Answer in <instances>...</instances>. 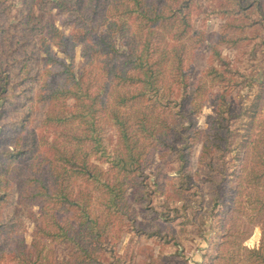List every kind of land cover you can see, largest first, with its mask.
Masks as SVG:
<instances>
[{
	"label": "trees",
	"instance_id": "1",
	"mask_svg": "<svg viewBox=\"0 0 264 264\" xmlns=\"http://www.w3.org/2000/svg\"><path fill=\"white\" fill-rule=\"evenodd\" d=\"M203 1L216 2L211 6L209 16L216 15L228 23L231 20L243 23L251 20V24L242 26L245 30L239 41H251L253 47L264 48L263 37L249 32L255 26L264 29L263 0H153L147 6L143 0H119L118 3L117 0H32L26 22L21 24L24 35L26 32L42 35L46 31L45 35L70 58L74 57L75 46L82 43L84 57L93 54L108 57L101 68L109 78L97 85V79L85 77L83 73L75 77L64 62L48 52L45 43L48 38L45 35L40 38L43 40L40 45L46 46L49 60L64 67L58 75L65 76L68 84L56 85L41 99L46 107L37 128L30 133L29 148L23 149L16 144L12 150L0 152V263L9 257V264H135L148 240L161 247L163 241L179 244L177 236L168 232L165 222L179 221L181 226L196 223L195 218L203 209L204 196L193 200L199 191L191 174L185 172V164L191 138L204 133L194 125L203 104L195 103L198 92L189 88V69L184 67L185 50L178 49L181 42L169 44L159 53L152 38L159 35L157 28H169L170 34L176 33L172 36L175 42L181 41L185 35L189 41L195 40L197 35L203 40V32H192L191 24L193 11L199 10V14ZM115 5L118 7L115 15L121 22L118 18L111 20V29L119 31L120 39L123 40L130 18L147 20L146 25H152H147L149 28L145 32L139 31L137 36L145 42L140 44L135 39L133 45H128L127 55L120 53L113 39L107 36L93 40L95 48L88 46L89 39L97 38L98 29L108 22V12ZM35 8L40 13L35 14ZM53 10L69 13L73 22L69 35L55 26ZM0 29L13 34L11 25ZM28 42L24 40L22 43ZM32 44V53H38L36 42L32 41ZM181 46L185 48L186 44ZM119 56L123 58L121 67L112 63L116 57L118 61ZM37 59L40 60L39 55ZM222 63L227 72L221 73L215 66L209 71L210 76H222V92L213 102L214 115L208 118L202 160L211 154L209 143L215 136L222 137L223 151H227L238 134L236 119L240 114L230 100L237 87L241 83L252 85L257 82L262 92L255 106L247 112L250 136L242 142V172L237 174L234 184L225 174L231 163L225 167L226 161L222 159L225 168L217 181V189L211 197L213 205L210 206V209L221 211V240L207 251L202 264H264V239L259 248L250 249L239 244L237 252L231 254L230 251L237 214L246 208L242 201L244 194L254 205L247 222L264 218V72L249 74L229 63L224 56ZM39 76V73L35 75V81H39ZM256 77L260 79L255 80ZM95 86L97 89L93 90ZM106 94H114L112 104ZM11 103L18 106L20 102L11 100ZM167 113L174 118L166 116ZM29 116V112L19 113L11 123L13 131L17 127L26 128ZM106 116L107 120L104 119ZM183 118L188 120L187 125ZM113 129L117 142L109 146L105 133ZM18 134L16 132V138H12L25 142ZM177 143L180 146H176ZM161 147L176 152L182 166L171 179L175 192L165 201L157 195L158 210L152 206L150 196L147 199L142 195L141 189L136 191L133 200L127 196V190L147 185L149 177H145L143 184L137 181V177L144 175V168L152 163L154 151ZM93 155L109 167L102 169L96 165L91 161ZM24 158H29L28 170L21 176L20 163ZM14 165L16 167L11 168ZM13 172L15 175L11 178ZM257 184L262 189L249 191L250 185ZM176 194L181 200L174 199ZM34 203L40 207L41 220L36 223L33 241L29 245L21 208H24L22 204L31 207ZM135 204L146 205V209L153 212L148 224L142 225L138 220L132 206ZM61 212L67 217L59 216ZM247 222L238 230V236L245 233ZM127 234L134 250L128 247L121 254L118 244ZM42 239L66 247L68 253L62 261L50 258L49 251L45 253ZM163 260L172 262L166 258ZM139 262L155 264L157 259L152 257ZM172 264H176L175 260Z\"/></svg>",
	"mask_w": 264,
	"mask_h": 264
},
{
	"label": "rangeland",
	"instance_id": "2",
	"mask_svg": "<svg viewBox=\"0 0 264 264\" xmlns=\"http://www.w3.org/2000/svg\"><path fill=\"white\" fill-rule=\"evenodd\" d=\"M143 1L145 6L153 2V0ZM31 2L32 0H6L5 2H0V27L7 28L11 25V31L13 33L10 35V33H8L9 31L2 32L0 29V152L12 150L16 144H19L18 146L23 149L29 148L30 133L33 129L37 128L38 122L42 118L44 108L46 107V103L41 99L56 85L68 84L65 80V76L58 75L60 72L64 71V67L58 62H54V60H49L48 54L46 53V46L40 45L43 41H40V38L46 34V31H44L42 35L37 34L34 36L33 32H26L24 35L23 30H21V24L22 22H26V16L31 9ZM118 2L119 0H117V3ZM212 4L215 5L216 2L207 3L203 1L200 13L198 14L197 12H199V10L196 9L193 11L194 15L192 16L191 22L193 26L192 32L195 30L203 32L205 35L203 40L197 35L195 40L189 41L185 39V35L181 41L175 42L172 36L176 33L170 34L169 28H157L160 31L159 35L152 38L154 44L156 43V47H158L159 53L169 46V44L172 45L180 42L181 45L183 43L186 44L185 48L179 45L178 49L182 52L185 50L183 56L184 67L186 70L189 69V88H193L198 92L195 96V103L201 104L202 102L203 104L202 110L197 113L194 125L196 126L195 129L197 128L202 132L204 131V133L196 134L195 137L191 138L190 147L186 149L188 157L185 164V172L191 174L193 184L196 185L199 191L197 195H194L193 200H196L200 196H204L201 205L203 209L198 212L195 218L197 220L195 224L181 226L179 225V221L165 222L164 224L167 225L168 232L173 233L171 235L177 236L179 244L161 241L163 243L161 247L160 244L148 240L144 245L146 249L136 257L135 264H140L139 261L144 259L150 260L152 257L153 259H157L155 264H172L173 260H175L176 264H202L207 251L212 245H215L218 240H221V211H218L219 209H210V206L213 205L211 197L215 189H217V181L221 179L222 169L227 167L228 163H231L225 174H228V178L232 180V184H234L237 174L239 175L242 172L240 168L242 164L240 150L243 140L250 136L247 129L249 126L247 112L248 109L255 106L257 97L262 92L261 86L256 82L252 85L241 83L237 87L236 91L231 95L230 100L235 110L240 114L236 119V126L239 130L238 134L234 136L235 138L233 137L227 151H223L225 144L222 142V137L215 136L213 141L209 143L211 146V149H209L211 154L207 155L202 160V149L206 136L205 131L208 130L209 126L208 118L214 115L215 108L213 102L217 99L218 93L222 92V76H217L216 74L210 76L209 71L212 66H215L219 68L221 73L227 72V67L222 65V56H224L229 63L249 74L264 72V48L263 46L253 47L250 43L251 41H239L245 30L242 26L246 27L247 24H251V20L245 21L246 23L231 20V23H228L226 19L216 15L209 16L208 12L211 10ZM261 4L264 10V0L263 2L261 1ZM113 7L115 8L108 12V22L97 31L98 39H89L88 46L95 48V44H93L92 41L99 40L102 36H107L113 39L120 53L127 55L128 45H133L135 39L137 42H141L140 44L145 42L144 39H140L137 36L139 31L145 32L149 28L148 26L152 25L147 24V26V20H142L140 18L136 19V17L130 18L128 20L129 23L125 26L126 28L122 40L118 35L119 31L113 32L114 29H111V20L118 18L121 22L120 17L115 15L118 7H116V5ZM34 12L35 14L40 13L37 8L34 9ZM52 13L55 15V26L66 35H69L73 27V22L70 20L69 13L58 12L57 10H53ZM125 18L127 17L125 16ZM249 32L253 35H260L264 39V29L255 26L253 29L249 30ZM113 34L115 37H113ZM45 37L48 38L47 41H45L49 48L48 52L52 54L53 58L64 62L66 68L71 70L75 77L81 76L83 73L85 77L94 78V80L97 79V85H100L101 82L109 78V75L106 76L105 71L101 68L102 64L106 63L105 61L108 57H104L102 54L98 56L97 54H93L88 58L84 57L83 44L78 43L74 48V57L70 58L68 55L64 54L60 48L54 45V41H51L49 36L47 37L45 35ZM24 40L29 42L23 44L22 42ZM32 41L36 42L39 49L38 53H32ZM218 54H220L221 57ZM38 55L40 56V60H36V56ZM158 56L159 54H157V57ZM121 59L123 58L119 56L117 61L116 57L112 61L114 66L121 67ZM37 73L40 75L39 81H35V75ZM257 78L258 77H256L255 80H257ZM259 79L260 78H258V80ZM94 89H97V87H93V90ZM106 99L109 104H112L114 94L113 96L106 94ZM11 100L16 102L19 101L20 103L18 106H15L11 103ZM67 102L71 103V100ZM242 111L244 112L243 114H241ZM25 112L30 113L26 128L17 127L14 132L11 123L14 119L18 118L19 113ZM168 114L169 113L165 115L169 116ZM169 117L171 119L174 118V116L171 115ZM104 119L107 120L108 116ZM183 120L187 125L188 120L186 118H183ZM16 132L19 133V138L23 137L25 139V142L22 139L16 140L12 138L14 136L16 138ZM254 133L256 134L257 130ZM105 138L107 139V144L113 146L117 142L114 129L105 133ZM176 146L180 145L177 143ZM159 149L160 148L154 151L150 166L144 168V175L139 178L137 177L138 182L144 181L146 176L149 177L146 182L147 185L141 188L137 187L127 190V196L130 200H133L137 194L136 191L141 189L142 195L147 199L148 196H150L153 200L152 206L158 210L159 204L156 201L157 195L160 196V200L165 201L168 195H172L175 192L173 188L174 183L171 179L178 174L180 166H182L177 159L176 152L170 151L168 147H161V149ZM222 159L226 161L225 167L223 166L224 163ZM91 161L102 169L109 167L106 162L100 161L95 155L92 156ZM28 163L29 158H24L20 163V169L22 171L21 176L26 174ZM208 163H211V165ZM13 167H16V165L11 168ZM11 174V178H14L15 173L13 172ZM131 180L129 182L132 183ZM237 180L239 181V178ZM223 183L226 186L229 185L225 182ZM12 185L15 186V184ZM248 188H250V191L254 188H261V186L260 184L250 185ZM172 199L173 197H171V200ZM174 199L181 200V197L176 194ZM145 200H143L144 204H146ZM247 200L246 194H244L242 201L246 208H244V211L237 214L238 218L235 220V224L232 228L234 236L232 238L233 243L230 247L231 254L237 252L239 244L250 249L259 248L264 239V218L257 219L254 222H247L249 219L248 214L251 213V209L254 207V205L250 204ZM22 206L24 208H21V211L26 221L25 238L26 242L30 245L33 241L36 223L41 220L40 207L35 203L31 207H25V204H22ZM132 206L133 209H136L138 220L142 225L148 224L150 218L154 216L153 212L149 211L150 209H146L148 208L146 205L143 207L137 204ZM58 215L62 218L67 217L64 212ZM246 222L247 229L245 233L238 236V230L242 229ZM41 244H45L46 246L45 253L49 251V257L55 258L59 262L62 261L68 253L64 245L52 243L44 239H42ZM130 245V235H123L118 244L119 253L122 254L128 247H131ZM131 250H134V247H131ZM165 258L172 260V262H164L163 259ZM8 260L9 257L0 264H9Z\"/></svg>",
	"mask_w": 264,
	"mask_h": 264
}]
</instances>
